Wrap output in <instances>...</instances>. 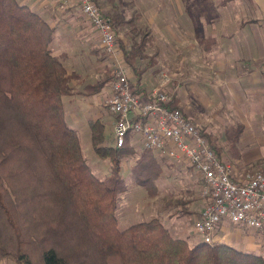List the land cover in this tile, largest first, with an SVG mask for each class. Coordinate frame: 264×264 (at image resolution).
Here are the masks:
<instances>
[{"label":"trees","instance_id":"trees-1","mask_svg":"<svg viewBox=\"0 0 264 264\" xmlns=\"http://www.w3.org/2000/svg\"><path fill=\"white\" fill-rule=\"evenodd\" d=\"M105 16L113 28L134 20L124 16L125 0H116ZM55 26L18 0H0V260L16 264H264V257L230 245L202 240L190 245L173 237L156 217L125 228L116 208L127 190L122 161L129 151L105 141V125L89 120L94 153L109 162L97 177L83 153L78 133L65 120L63 97L74 92L77 76L64 66L65 53H52ZM147 31L122 55L139 83L155 61L144 59ZM118 41V40H117ZM155 59V57H154ZM86 85L99 91L111 70ZM139 92L140 90L136 88ZM176 98L171 105L176 107ZM207 143L219 154L216 136ZM141 151L132 166L139 173ZM149 178V177H148ZM147 178V179H148ZM146 182V179H140ZM153 181V178L150 179Z\"/></svg>","mask_w":264,"mask_h":264},{"label":"crops","instance_id":"crops-1","mask_svg":"<svg viewBox=\"0 0 264 264\" xmlns=\"http://www.w3.org/2000/svg\"><path fill=\"white\" fill-rule=\"evenodd\" d=\"M52 1L20 0L47 21L46 8L49 4L52 5ZM168 4L174 7L173 12L150 14L146 25L152 33L159 31L163 37L174 34L182 49H178L175 51L176 55L170 57H163L160 50V66L156 62L153 67L158 69L153 80L150 78L147 83L142 81L141 76V81L135 87L143 93L148 91L155 84L161 72L160 67L168 69V64L162 65L161 58L175 59L177 71L175 77L171 74L173 79L166 84V89L175 91L174 97L179 108L190 119L197 120L204 133L215 134L219 157L231 166V177L242 182L256 170L264 172V0H170ZM53 15L52 11L49 23L54 26ZM67 17L73 22L72 33L75 38L87 46L51 50L55 55L64 52L69 64L65 66L64 58L65 68L77 75L72 80L74 92L65 96L67 108L69 107L70 112L76 109L88 112L99 106L101 99L104 100L112 89L109 80L99 91L88 93L86 85L107 74L101 76L100 72L101 77L90 81L87 67L95 64L101 71L106 63L104 60L110 57L100 48L98 32L89 19L82 13ZM80 19L85 25L79 23ZM90 33L96 40L95 47L88 44ZM98 47L101 55H98ZM102 55L106 56L103 60L93 62L92 59ZM184 67L188 70L186 74L183 73ZM135 79L132 73L130 80ZM104 108L109 112L106 122L101 119V111H94L91 115L85 114L83 119L75 117L72 124L83 121L81 124L88 128L90 137L89 120L99 119L105 125L110 123L113 143L112 124L115 115L106 106ZM136 143L140 142L128 141L131 157L146 150L140 145L141 151L140 148L136 151ZM180 202L185 207L181 206L178 210L175 207L176 212L189 214L193 220L204 204L199 195ZM169 203L171 200L165 199L164 205ZM190 225V230L193 231V221ZM194 232V236L198 235L201 240L200 234L195 230ZM216 238L235 245L240 251L253 252L264 257V231L223 220L213 233L214 242Z\"/></svg>","mask_w":264,"mask_h":264},{"label":"rangeland","instance_id":"rangeland-1","mask_svg":"<svg viewBox=\"0 0 264 264\" xmlns=\"http://www.w3.org/2000/svg\"><path fill=\"white\" fill-rule=\"evenodd\" d=\"M20 2V0H18ZM95 3L100 8L101 12L104 16H107L109 12H112L114 6L116 7V0H94ZM126 4L124 6L126 18H131L134 20L135 27L131 28L129 24H125L121 28L115 27L116 38L118 40V51L116 52V57L126 64V67H129V81L134 88L137 83L135 81L130 80V76L132 75V68L127 64L125 58L122 55L121 46L119 42L122 43L126 47V49L130 48L132 42H138L142 34L147 31L146 35V44L143 48V56L144 59H138L137 64L139 66H144L146 62L155 61V64L149 69L145 70L142 73V81L150 82V78L155 76V72L158 69H153L156 65L160 66V50L163 53V57L175 56V51L178 49H182V47L177 44L176 37L174 34H170L167 37H163L158 33H152L151 29L146 25V21L150 14H155L156 12L159 14L164 11V13L173 12V6L168 4L170 0H125ZM52 5H48L46 8V16L48 22L50 20V14L52 11L54 12L53 20L55 26V31L53 35V40L50 43V48L53 50L61 49V50H70L75 47L85 48L87 44L80 41L78 38H75V34H73V26L72 20L67 17V15H75L79 16L80 7L78 4H75L74 0H53L51 2ZM165 6V8L163 7ZM164 8V10H163ZM70 11V12H69ZM80 13V14H79ZM81 20V19H80ZM84 21L81 20L79 23L85 25ZM173 33H175L174 28L172 29ZM119 32V34H118ZM178 38V37H177ZM181 39V38H178ZM77 40V41H76ZM90 42L89 45L96 44V40L94 35L90 33ZM97 41L99 42V38L97 36ZM95 47V46H94ZM80 50V49H79ZM98 55H101L100 48H97ZM86 51V50H85ZM183 50H180V52ZM155 54L154 57L151 56ZM185 55V54H184ZM152 58H151V57ZM186 56V55H185ZM106 57V56H104ZM103 55L100 58L95 57L92 59L93 62L103 60ZM108 57V56H107ZM115 58L108 59L106 58L104 61L106 62L103 70L100 71V67L94 66L95 64H89L87 67V72L90 74V81L98 79L100 76V72L102 75L107 74L106 68H109L112 74V78L114 77V69H116V60ZM151 60L149 61V59ZM65 66H69L67 63V56L65 58ZM73 60V58H71ZM70 60V61H71ZM162 65H166L168 69L160 67L161 71L158 74L157 80L155 84L151 86L149 90L156 86H161V89L168 92L174 97V90H167L166 84L171 81L172 75L175 77L176 67H175V59H162ZM183 73L186 74L188 71L185 67L183 68ZM100 76V77H101ZM185 76V75H184ZM111 78V80H112ZM164 79V82L160 84ZM141 81V80H140ZM140 92V91H139ZM147 92V91H146ZM145 92V93H146ZM104 100L101 99L99 106L94 109L89 110H72L69 111V107L67 108V98H63V106H64V115L67 124L76 129L83 153L86 157L87 163L92 170V172L97 177H104L109 171V162L105 159H100L93 151L91 147L90 137L88 133V128L83 127V121L80 124H72V121L76 118L83 119L86 117L85 114L91 115L94 111H101V119L103 122H106V116L109 112L104 108ZM176 106L177 103H176ZM179 107V106H178ZM183 111V110H182ZM184 113V112H183ZM185 114V113H184ZM186 115V114H185ZM195 121V120H193ZM197 123H199L196 120ZM114 124V121H113ZM112 124V127H113ZM200 124V123H199ZM105 125V124H104ZM105 141L107 144L112 143V133H111V124L105 125ZM203 132V131H202ZM204 136L205 133L203 132ZM207 134V133H206ZM208 135V134H207ZM210 135V134H209ZM215 135V134H213ZM206 138V137H205ZM136 151L140 148V143H136L134 145ZM141 151V148H140ZM127 153V157L122 161V173L128 183V187L124 195L121 197L117 208H116V217H117V226L119 228H125L130 224L144 221L150 219L152 217L158 218L163 225L169 230L170 234L173 237L185 239L190 245L195 244L200 240L199 236L196 235L194 230H190L191 222L193 218L189 214L177 213L176 208L185 207V204L180 201H184V199H193L196 195L200 196V188L201 181L199 177L198 171L194 167L188 166L186 163H174L167 159L164 155L161 154L160 151L154 150H146L144 153V157L141 160L140 164L146 166L143 169L144 173H139V169L137 166L134 168V174H130L132 171V166L136 163L134 158H138L140 156L139 153L133 155ZM139 154V155H138ZM219 155V154H218ZM258 171V170H256ZM264 173V172H263ZM250 174V173H249ZM149 177V178H148ZM146 179V182H141L140 179ZM148 178V179H147ZM153 178V181L150 179ZM198 190V192H197ZM201 198V196H200ZM165 199L171 200L167 206L164 205ZM178 204H176L177 202ZM183 203V205H182ZM176 204V205H175ZM176 207V208H175ZM216 242L224 243L229 245L225 240H219L216 238ZM235 249V245H230ZM240 250V249H238ZM0 264H16L14 261L10 259H3Z\"/></svg>","mask_w":264,"mask_h":264},{"label":"built area","instance_id":"built-area-1","mask_svg":"<svg viewBox=\"0 0 264 264\" xmlns=\"http://www.w3.org/2000/svg\"><path fill=\"white\" fill-rule=\"evenodd\" d=\"M74 2L98 32L100 48L115 58L118 43L109 19L94 0ZM115 60L112 90L104 97L106 108L115 115L113 144L136 140L143 149L160 151L168 160L198 171L204 204L193 228L202 241L213 243V233L223 220L264 231V173L255 171L245 181L234 180L231 166L207 143L201 125L171 105L173 96L160 85L138 92L129 81L130 68Z\"/></svg>","mask_w":264,"mask_h":264}]
</instances>
